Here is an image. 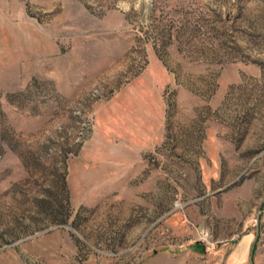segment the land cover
<instances>
[{"label":"rangeland","instance_id":"rangeland-1","mask_svg":"<svg viewBox=\"0 0 264 264\" xmlns=\"http://www.w3.org/2000/svg\"><path fill=\"white\" fill-rule=\"evenodd\" d=\"M0 264H264V0H0Z\"/></svg>","mask_w":264,"mask_h":264},{"label":"clouds","instance_id":"clouds-1","mask_svg":"<svg viewBox=\"0 0 264 264\" xmlns=\"http://www.w3.org/2000/svg\"><path fill=\"white\" fill-rule=\"evenodd\" d=\"M146 2H148V0H146Z\"/></svg>","mask_w":264,"mask_h":264}]
</instances>
